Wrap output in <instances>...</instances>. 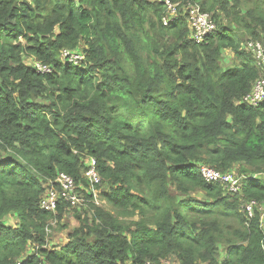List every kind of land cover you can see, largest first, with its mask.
Instances as JSON below:
<instances>
[{
	"label": "trees",
	"instance_id": "trees-1",
	"mask_svg": "<svg viewBox=\"0 0 264 264\" xmlns=\"http://www.w3.org/2000/svg\"><path fill=\"white\" fill-rule=\"evenodd\" d=\"M165 1L0 0V264H264L260 214L242 212L264 203V104L242 101L264 77L247 48L264 49V0H170L181 10L168 25ZM192 7L217 24L201 44ZM224 51L237 58L225 69ZM92 158L100 183L85 176ZM203 166H239L241 191ZM59 173L93 214L75 213L60 249L51 226L78 209L40 207ZM104 185L111 210L91 201Z\"/></svg>",
	"mask_w": 264,
	"mask_h": 264
},
{
	"label": "built area",
	"instance_id": "built-area-1",
	"mask_svg": "<svg viewBox=\"0 0 264 264\" xmlns=\"http://www.w3.org/2000/svg\"><path fill=\"white\" fill-rule=\"evenodd\" d=\"M167 8V15L164 16V24H169L170 21L177 18L180 14V4L171 2L170 0L165 1ZM188 23L191 31V39L197 43L201 44L205 42L214 32L217 30V24L210 13L202 12L199 7H192L189 11ZM247 48L256 53L257 58L261 60L264 64V49L260 43L255 44L250 41L247 44ZM66 57L69 56L70 61L78 63L83 57L77 54H69L65 52ZM261 62V63H262ZM38 69L43 72H50L49 68L46 66L38 65ZM244 103H247L253 107H257L259 104L264 103V77L262 80L258 81L255 90L244 98ZM88 170L85 171V176L95 183L101 182V176L97 170V161L91 159L87 164ZM202 174L205 179L212 183H221L227 185L229 190L232 192L241 191V179L237 177L234 173H221L214 169L203 166ZM58 185L61 188V192L55 189ZM52 188L48 190L46 195L40 201L41 209L48 211H55L57 208L59 200L67 202L71 207L80 209L83 205L81 195L79 194L75 181L72 176L66 173H59L54 183H52ZM259 211L262 214V219L264 220V203H258L256 200H251L244 203L243 213L247 217V222L254 217L255 212ZM15 264H23L22 261H17ZM146 264H159L157 262H147ZM163 264H170L169 262H163Z\"/></svg>",
	"mask_w": 264,
	"mask_h": 264
},
{
	"label": "rangeland",
	"instance_id": "rangeland-1",
	"mask_svg": "<svg viewBox=\"0 0 264 264\" xmlns=\"http://www.w3.org/2000/svg\"><path fill=\"white\" fill-rule=\"evenodd\" d=\"M247 41H248V38L245 37L244 43H242L244 47L246 46ZM30 60L31 59H27L26 62L29 63ZM236 62H237V58L232 51H224L222 60H221V66L224 69L227 67L233 66L234 64H236ZM237 168L239 170V166H237ZM242 168L245 170L246 167H242ZM256 178L258 180H264V175L259 174L256 176ZM106 189L107 187L105 185L102 186L99 190L96 189V191H95V188H93L95 198L91 201L96 202L98 205L100 204V206L106 210H111L109 204H107V202L100 196V192L106 191ZM80 195H81V199L84 202L83 207H81L78 210L71 209L67 211L62 223L53 222L51 226V232H50L51 234L49 233L50 235L48 237V246H47L48 248H59V249L63 248V245H65L69 240V234L80 226V223L77 219V215H81V216L86 215V216H89V218H92L93 214L90 212V206L88 204L89 201L87 199H86L87 202L85 201L84 194L82 192H80ZM242 212H243V206H242ZM16 219L17 217L11 216L7 219V222L10 225H15L17 224ZM263 229H264V222H263ZM225 258H226L225 248L221 246L220 247V262H222ZM171 261L172 259H169L164 262L170 263Z\"/></svg>",
	"mask_w": 264,
	"mask_h": 264
},
{
	"label": "clouds",
	"instance_id": "clouds-1",
	"mask_svg": "<svg viewBox=\"0 0 264 264\" xmlns=\"http://www.w3.org/2000/svg\"><path fill=\"white\" fill-rule=\"evenodd\" d=\"M181 10V9H180ZM185 14V13H184ZM179 16H180V14H179ZM178 16V17H179ZM176 19V18H175ZM174 19V20H175ZM173 21V20H172ZM171 22V21H170ZM169 22V23H170ZM164 25H166V24H164ZM168 25V24H167ZM71 54V53H70ZM72 54H77V55H80V56H82L83 58L81 59V60H79V62L78 63H80L83 59H84V56L82 55V54H80V53H76V52H73ZM72 62V61H71ZM73 63H75V62H73ZM78 63H76V64H78ZM43 66V65H42ZM47 67V66H46ZM47 68H49V67H47ZM49 70H50V72H43V71H40L39 70V72H41V73H45V74H47V73H51L52 72V69L51 68H49ZM247 96V95H246ZM245 96V97H246ZM244 97V98H245ZM244 98H243V103H244ZM245 104H247V103H245ZM264 104V103H263ZM206 167V166H205ZM237 168V167H236ZM236 168H234V169H232V170H230V171H228L227 173H234L237 177H239L240 179H241V185L243 186V181L246 179V175H244V174H240L239 172H238V168L236 169ZM218 172H220V171H218ZM222 173V172H221ZM227 173H224V174H227ZM264 175V174H263ZM58 176V175H57ZM74 179V178H73ZM55 181V180H54ZM54 181H53V183H54ZM221 184V183H220ZM50 185H52V183H50ZM242 188V187H241ZM79 194H80V192H79ZM249 202V201H248ZM258 202V201H257ZM259 203V202H258ZM78 209V208H77ZM257 211V210H256ZM259 214H260V222H261V224L263 225V222H264V220L262 219V214L259 212V211H257ZM244 214V213H243ZM255 214H256V212H255ZM255 216V215H254Z\"/></svg>",
	"mask_w": 264,
	"mask_h": 264
}]
</instances>
